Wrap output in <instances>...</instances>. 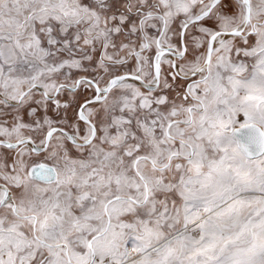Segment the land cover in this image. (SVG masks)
<instances>
[{"label": "snow or ice", "instance_id": "1", "mask_svg": "<svg viewBox=\"0 0 264 264\" xmlns=\"http://www.w3.org/2000/svg\"><path fill=\"white\" fill-rule=\"evenodd\" d=\"M0 264H264V0H0Z\"/></svg>", "mask_w": 264, "mask_h": 264}]
</instances>
